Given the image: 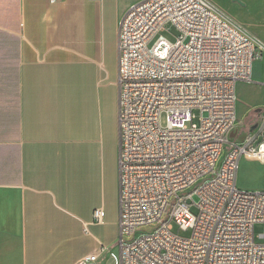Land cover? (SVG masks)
Here are the masks:
<instances>
[{
	"label": "built area",
	"instance_id": "2783aa9c",
	"mask_svg": "<svg viewBox=\"0 0 264 264\" xmlns=\"http://www.w3.org/2000/svg\"><path fill=\"white\" fill-rule=\"evenodd\" d=\"M167 25L173 42L159 36ZM263 56V42L205 0H144L121 19L115 264H264V191L236 186L241 158L264 163V107L251 131L236 116L237 84Z\"/></svg>",
	"mask_w": 264,
	"mask_h": 264
},
{
	"label": "crops",
	"instance_id": "0c3cea01",
	"mask_svg": "<svg viewBox=\"0 0 264 264\" xmlns=\"http://www.w3.org/2000/svg\"><path fill=\"white\" fill-rule=\"evenodd\" d=\"M142 1L0 0V264H92V255L115 264L118 106L92 77L105 39L117 56L119 23ZM236 90L249 102L238 132L251 131L264 107V56Z\"/></svg>",
	"mask_w": 264,
	"mask_h": 264
},
{
	"label": "rangeland",
	"instance_id": "374dc122",
	"mask_svg": "<svg viewBox=\"0 0 264 264\" xmlns=\"http://www.w3.org/2000/svg\"><path fill=\"white\" fill-rule=\"evenodd\" d=\"M213 7L220 8L225 11L231 20L240 26L247 34L252 35L255 39L261 41L256 35L264 38V0H205ZM250 29V31L248 30ZM254 33V34H253ZM256 34V35H255ZM159 36H163L170 42L176 39V32L171 25L166 26V30L161 32ZM262 42V41H261ZM95 74L92 77V83L99 88L102 98L105 102L114 103L117 109V56L115 40L111 37L105 39V44L101 46L100 55L94 62ZM254 98H260V94L254 91L247 92ZM237 94V90H236ZM249 104L245 97L240 93L237 94L236 116L237 122L243 123L247 116L245 110ZM198 125V117L193 121ZM262 140V136L260 139ZM236 186L241 191H251L264 187V163L254 159L243 157L240 159L239 170L237 171ZM191 213L197 214V210L191 208ZM260 227L255 228V241L262 242L257 235L260 233ZM174 234L181 238H190L192 230H180L174 228ZM137 235V234H136Z\"/></svg>",
	"mask_w": 264,
	"mask_h": 264
}]
</instances>
